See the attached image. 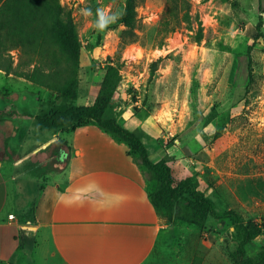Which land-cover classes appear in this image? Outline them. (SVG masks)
I'll return each instance as SVG.
<instances>
[{"label":"rangeland","instance_id":"rangeland-1","mask_svg":"<svg viewBox=\"0 0 264 264\" xmlns=\"http://www.w3.org/2000/svg\"><path fill=\"white\" fill-rule=\"evenodd\" d=\"M59 1L72 12L82 44L81 97L67 103L93 102L108 67L121 65L122 82L107 117L116 114L134 127L154 161H174L176 183L190 177L218 211L234 210L245 223H264V0H136L137 18L129 26L121 21L127 0ZM188 10L202 22L201 42L198 22L190 28L183 19ZM13 55L18 62L20 52ZM38 97L45 111L66 102L0 69V157L24 155L36 142L22 128L9 136L8 124H34L24 117L28 113L12 108L34 110ZM22 172L18 203L24 207L38 196L44 176ZM163 209L186 260L201 264L208 253L204 245L214 239L236 264L232 255L240 240L230 220L209 217L200 227L173 221V210ZM263 248L264 232L247 246V256ZM214 256L207 254L208 264Z\"/></svg>","mask_w":264,"mask_h":264},{"label":"crops","instance_id":"crops-1","mask_svg":"<svg viewBox=\"0 0 264 264\" xmlns=\"http://www.w3.org/2000/svg\"><path fill=\"white\" fill-rule=\"evenodd\" d=\"M15 97L19 99L18 92ZM38 103L30 111L12 108L28 113L24 117L34 124H8L9 136L22 128L28 140H37L24 155L0 159V264H192L184 257L181 239L173 236L164 209L153 205L150 195L157 184L130 145L91 120L40 130L36 116L45 111V103L39 97ZM111 117L135 131L122 117ZM48 143L39 152L53 146L56 158H49L55 162L50 170V162L35 163L34 155L19 162ZM29 169L44 180L38 196L21 207L25 183L19 177ZM212 241L204 246L219 261L210 264H234L222 245ZM208 253L201 264H208Z\"/></svg>","mask_w":264,"mask_h":264},{"label":"trees","instance_id":"trees-1","mask_svg":"<svg viewBox=\"0 0 264 264\" xmlns=\"http://www.w3.org/2000/svg\"><path fill=\"white\" fill-rule=\"evenodd\" d=\"M189 8L190 5L188 4ZM137 18L136 0H127L121 21L131 25ZM183 19L190 25L198 22L196 41L204 39V28L199 15L186 11ZM20 52L18 62L13 51ZM250 77L253 78V57L249 53ZM82 61V44L72 12L59 0H0V69L7 75L30 81L46 88L66 102L54 105L36 116L40 130H58L95 121L103 129L128 143L146 166L156 189L150 199L157 208L173 210L172 220H182L203 227L209 217L230 220L239 238L238 251L233 253L236 264H264V248L255 257L247 256V246L264 232V223H245L234 210L220 212L215 203L199 190L190 177L176 183L174 168L169 158L154 161L141 136L123 125L117 117H106V111L115 101L122 82L121 65H111L102 79L94 102L69 104L81 97L79 77ZM156 63H154L155 65ZM43 150L32 161L50 162L56 154ZM4 157H0L3 159ZM14 159V158H11ZM53 162V161H51ZM50 164V163H49ZM65 164L60 168H64Z\"/></svg>","mask_w":264,"mask_h":264},{"label":"water","instance_id":"water-1","mask_svg":"<svg viewBox=\"0 0 264 264\" xmlns=\"http://www.w3.org/2000/svg\"><path fill=\"white\" fill-rule=\"evenodd\" d=\"M48 145H49V143L46 144V145H43L42 147H40L38 149H36L35 151H33L29 155H27L25 158L21 159L19 162H22L24 160L30 159L33 155H35L36 153H38L40 150L47 148Z\"/></svg>","mask_w":264,"mask_h":264}]
</instances>
